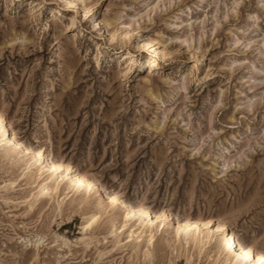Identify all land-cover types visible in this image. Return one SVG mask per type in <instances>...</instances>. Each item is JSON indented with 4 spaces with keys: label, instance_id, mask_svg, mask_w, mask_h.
I'll use <instances>...</instances> for the list:
<instances>
[{
    "label": "rangeland",
    "instance_id": "obj_1",
    "mask_svg": "<svg viewBox=\"0 0 264 264\" xmlns=\"http://www.w3.org/2000/svg\"><path fill=\"white\" fill-rule=\"evenodd\" d=\"M71 1L0 0V117L96 188L39 194L6 139L0 264H221L219 222L264 253V0Z\"/></svg>",
    "mask_w": 264,
    "mask_h": 264
},
{
    "label": "bare ground",
    "instance_id": "obj_2",
    "mask_svg": "<svg viewBox=\"0 0 264 264\" xmlns=\"http://www.w3.org/2000/svg\"><path fill=\"white\" fill-rule=\"evenodd\" d=\"M64 5L63 8L71 9L74 8L75 4L74 1L64 0ZM87 10L88 8H84L85 12ZM53 20H55V18L47 17L46 22L48 23H45V25L47 26L48 24H51ZM69 26L72 27L73 23L71 22ZM143 46L144 48H149L148 43H143ZM150 50L152 49L150 48ZM123 56L125 60L131 57L129 51L123 54ZM41 110H43V108ZM0 132V145L6 144V139H8V150H11L14 155L20 154L21 157L27 158L29 163L35 166L38 170L41 167L44 168L46 175L42 178V184L38 190L39 194H47L50 196L53 190L56 191L62 183H64V190L71 189L74 193H78L80 190L88 191L96 188L89 178L82 176L75 170L65 166L60 160L47 156L42 148L35 151L31 147L25 145L8 130L4 125L2 117H0ZM69 176L70 179H67ZM51 179H55V185L52 189L49 188V180ZM108 196L110 197V201L117 202L126 209L123 214V226L132 221V226H136L137 229L140 230L139 237L148 232L147 242L149 243L153 238L152 233L157 226L148 218V211L144 208L137 209L126 204L117 195H111L108 193ZM97 220L98 216L91 214L84 226L90 228ZM163 221L164 218L159 217V222L162 223ZM199 226H202L203 228L208 227L209 222L202 221L198 224L197 222L190 221L179 222L173 229L172 238L176 239V241L188 244L190 241L195 240L197 232L201 229ZM214 232L219 236L216 259L220 261L221 264H264V253L257 252L252 246L243 247L239 243L235 233L229 230L224 223L219 222L214 227ZM205 241L207 242L208 239Z\"/></svg>",
    "mask_w": 264,
    "mask_h": 264
}]
</instances>
